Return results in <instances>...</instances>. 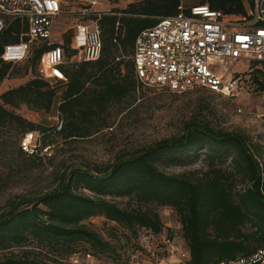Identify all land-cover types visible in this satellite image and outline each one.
<instances>
[{
	"label": "trees",
	"instance_id": "1",
	"mask_svg": "<svg viewBox=\"0 0 264 264\" xmlns=\"http://www.w3.org/2000/svg\"><path fill=\"white\" fill-rule=\"evenodd\" d=\"M199 3L228 16L249 17L247 5L252 11L256 8V0ZM179 7L180 0H143L125 10L102 14L101 57L65 66L67 82L60 84L61 92L35 78L2 94L0 158L14 146L18 158L43 160L27 156L20 148L29 132L40 134L43 147L98 132L110 108L142 88L132 61L137 37L154 27L158 18L177 14ZM118 12L125 15L112 14ZM119 19L126 29L123 37H116ZM17 41L14 35L1 33L0 56L5 45ZM45 51V45L33 47L32 69L40 65ZM259 66L253 72V83L256 91L264 93V62L251 67ZM59 96L60 130L19 114L22 107L51 113ZM201 156L204 169L178 175L167 172L193 166ZM55 183L36 198H20L0 211V251L6 252L0 264L58 263L57 259L81 252L82 246L88 256L115 255L111 243L85 222L103 217L135 235L141 230L160 235L164 223L159 208H171L178 216L190 254L185 264H230L264 250V144L241 133L217 130L201 120L187 123L181 136L120 156L112 164L64 168ZM115 199L127 203L122 206Z\"/></svg>",
	"mask_w": 264,
	"mask_h": 264
},
{
	"label": "rangeland",
	"instance_id": "2",
	"mask_svg": "<svg viewBox=\"0 0 264 264\" xmlns=\"http://www.w3.org/2000/svg\"><path fill=\"white\" fill-rule=\"evenodd\" d=\"M140 1L142 0H98V4L92 9L107 13L115 9L125 10L132 2ZM200 1L186 0L184 3L191 6ZM86 5L91 7L89 2H73L69 10L77 13ZM247 8L250 18L233 16L246 26L254 23L257 17V11H252L248 5ZM75 20L77 21L75 15L70 18L69 24L65 19L59 20L57 31L52 37L53 42H69L74 34L71 27ZM6 24L8 28L5 32L15 37L28 32L27 20L6 19ZM64 27H68L69 33L62 37ZM32 57L33 52L16 71L25 74L29 69L34 72L31 82L38 78L61 92L60 83H49L42 79L39 65L32 69ZM257 68L261 67L248 69L245 63L229 66L230 71L238 72L235 75L237 90L230 97L204 90L174 94L157 88L142 87L136 94L110 108L105 117V125L98 132L83 139H59L53 146L52 157L45 160L18 158L15 147H9V151L0 158V211L20 198L33 199L54 188L56 176L64 168L112 164L120 156L135 153L164 139L181 136L185 125L193 120L207 122L217 130L244 134L254 142L264 144V93L256 91L253 83V72ZM60 102L61 96L56 99L51 113L42 112L40 117L33 118L22 110L19 114L37 124L57 126ZM1 132L7 135V130ZM11 135L12 133L8 134ZM205 166L204 156H201L193 166L174 167L167 172L176 175L191 173L204 169ZM115 200L122 206L127 203V200ZM158 212L164 223V231L160 235L144 230L135 235L121 226L109 223L103 217L92 218L85 224L111 243L116 250L115 255L102 258L88 256L82 246L78 254L65 259L56 258L58 263L53 261L52 264H185L183 253L188 248L177 214L171 208H159ZM18 251L15 250L16 253ZM4 254L6 252L0 251V258Z\"/></svg>",
	"mask_w": 264,
	"mask_h": 264
},
{
	"label": "built area",
	"instance_id": "3",
	"mask_svg": "<svg viewBox=\"0 0 264 264\" xmlns=\"http://www.w3.org/2000/svg\"><path fill=\"white\" fill-rule=\"evenodd\" d=\"M180 0L179 12L158 18L157 24L137 37L132 61L135 78L142 87L157 88L174 94L208 91L226 97L237 90L230 65L264 62V0H256L257 17L250 25L240 19L213 10L207 4L186 6ZM73 2H89L79 12H71ZM98 0H0V33L8 28L6 19L27 20L28 32L18 36L16 43L3 47L0 59L18 65L29 57L34 46L45 45L40 61L43 80L65 84L64 67L99 60L103 50V36L99 24L102 14L92 8ZM111 11L107 12L110 13ZM119 18L122 12L112 13ZM77 17L69 42L55 43L52 37L57 22ZM246 17H244L245 19ZM64 27L62 37L68 34ZM126 29L119 19L116 37H123ZM15 36V35H14ZM58 130L63 121L58 111ZM38 132H29L21 140L20 148L29 157L51 158L53 147H43ZM187 261L188 250L183 253ZM230 264H264V250L256 255Z\"/></svg>",
	"mask_w": 264,
	"mask_h": 264
},
{
	"label": "crops",
	"instance_id": "4",
	"mask_svg": "<svg viewBox=\"0 0 264 264\" xmlns=\"http://www.w3.org/2000/svg\"><path fill=\"white\" fill-rule=\"evenodd\" d=\"M132 3H137V2H132ZM19 66L20 64L14 65V64L4 63L0 59V97L2 94L10 90L17 89L21 86H25L29 84L34 79L32 71L29 72L26 71L25 74L16 71V68ZM21 110L22 112L27 111L29 116L33 118L40 117V114L42 113V112L33 113L32 111H28L26 107H22Z\"/></svg>",
	"mask_w": 264,
	"mask_h": 264
}]
</instances>
